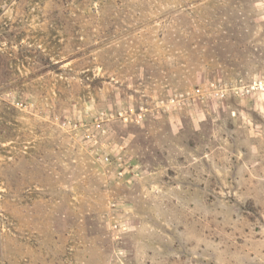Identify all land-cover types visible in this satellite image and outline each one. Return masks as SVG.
<instances>
[{
	"label": "rangeland",
	"instance_id": "obj_1",
	"mask_svg": "<svg viewBox=\"0 0 264 264\" xmlns=\"http://www.w3.org/2000/svg\"><path fill=\"white\" fill-rule=\"evenodd\" d=\"M0 264H264V0H0Z\"/></svg>",
	"mask_w": 264,
	"mask_h": 264
}]
</instances>
